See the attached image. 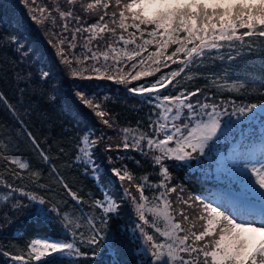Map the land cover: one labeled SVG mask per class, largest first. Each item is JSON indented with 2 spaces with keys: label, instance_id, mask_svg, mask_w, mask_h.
Instances as JSON below:
<instances>
[{
  "label": "snow or ice",
  "instance_id": "6c2138e0",
  "mask_svg": "<svg viewBox=\"0 0 264 264\" xmlns=\"http://www.w3.org/2000/svg\"><path fill=\"white\" fill-rule=\"evenodd\" d=\"M157 2L162 7L149 11ZM24 3L30 5L31 20L38 25L46 22L51 25L45 31L59 39L49 43L57 49L60 63L73 69L68 49L75 48L73 41L81 27L71 33V40L62 32L68 31L70 20L81 22L74 7L77 0H64L68 7H61L57 0H52L50 8L40 7L37 0H24ZM115 5L121 10L111 12L110 23L114 26L109 28L108 23L101 25L100 22L109 15L110 0L87 3L85 11L95 12L100 8L103 14L83 31L99 27L100 32L108 31L116 38L100 54L105 61L109 60L110 51L117 65L121 62L118 58L123 57L136 61L132 69L148 63L149 70L114 77L107 74L113 70L112 66L105 64L102 66L105 75L97 78L127 85L160 73L151 82L127 88L133 95L148 94L146 102L151 111L146 119H138L135 126L117 130V121L106 105L102 106L100 94L77 84L71 92L75 104L59 115L66 124L73 121L78 124L76 109L91 110L100 122L121 135L117 150H132L140 156V159L117 156L116 160L131 159L143 171L138 174L127 164H113L109 172L123 189L113 193L100 181L95 159V149L105 139L103 135L96 136L94 129H86L70 136L71 128H66L67 138L57 142L55 149L47 139L41 141L31 130L32 117L43 123L52 122L47 109L55 111L64 94L65 81L34 59V51L15 31L0 36V48L15 53L14 59L0 60V79L8 77L13 89L12 96L0 91V106L13 117L15 124L10 139L0 138V221L11 223L17 213L35 209L33 218L37 222L58 224L61 230L51 240L36 238L26 250L0 251V255L7 257L9 264H33V261L35 264H80V258L88 257L95 264L101 245L111 244L120 256L130 246L128 239L111 237L108 223L129 204L138 217L132 239L148 255L145 264H264V135L259 138L258 148L252 146L255 142L251 139H242L232 145L227 155L219 152L221 140L227 141L231 128L241 118L255 119L258 111L264 125V103L225 102L219 98L222 91H240L246 88V81L231 80L227 74L203 76L199 73L205 61L232 62L242 58L244 52L255 53L258 44L264 45V0H127L124 3L115 0ZM53 13L64 21L61 32L53 31L57 27V16ZM129 19L131 24L127 23ZM129 28L135 31L126 39L123 32ZM117 29L121 30L120 34ZM137 32L142 43H137ZM145 32L149 39L144 38ZM66 42L67 48L63 46ZM121 43L123 47L119 50L113 46ZM129 45L134 47L128 50ZM149 46L155 50L149 51ZM84 59L98 61L99 57L92 52ZM102 67L94 64L92 72L100 73ZM193 68L197 69L196 73L192 72ZM116 70L119 72V68ZM70 76L82 77V72L71 70ZM200 77L207 81L204 88L190 89L184 83ZM234 116L236 121L232 120ZM21 144L29 150V157L16 154ZM107 150L112 151L111 144ZM209 158L229 182L227 200L214 206L200 196L179 197L180 204L201 209L190 221L184 208H173L170 196L177 188L171 185L167 161L182 162L183 166L192 161L203 163ZM109 163H112L111 157ZM73 172L95 179L99 195L78 188ZM146 190L150 196L145 195ZM173 212L181 219L176 220ZM194 221L200 222V230H194ZM185 223L187 228L183 226ZM206 238L210 239L206 241ZM84 247L90 251H82Z\"/></svg>",
  "mask_w": 264,
  "mask_h": 264
},
{
  "label": "trees",
  "instance_id": "16d2710c",
  "mask_svg": "<svg viewBox=\"0 0 264 264\" xmlns=\"http://www.w3.org/2000/svg\"><path fill=\"white\" fill-rule=\"evenodd\" d=\"M77 1H81V5L76 3L74 7L77 14L81 17V22L80 24H77L74 20H70L68 22V31H66L67 35H70L68 36V39L71 40V33L75 31L76 27H81V32L76 33V39L73 41L77 49L82 47V51L85 52V50H87V52H89V49L98 51L99 49L107 48L106 45L108 43H112L113 40L116 39L110 32H100L99 27L96 30L89 29V31H83L84 28H87L90 24L95 23L99 19V15L103 14V9L98 8L95 12L85 11L87 3L94 2V0ZM110 4L111 7L108 10L109 15L105 16L104 21L100 22L101 25L108 23L109 28L114 26L110 23L111 12L116 11L118 13L120 10V8L115 5V0H110ZM20 15L25 18H20ZM26 16L27 11L25 8H22L18 0H0V36H6L7 34L15 31L19 36L24 38L28 46L34 51L36 54L34 59H38L41 64L46 65L49 69H52L56 76L58 75V72L60 75L63 73L62 80L65 81L64 94L61 96L58 104L56 105L55 111H52L51 108L47 109L53 117L52 122L43 123L40 119H37L36 116H33L31 120V130L40 138L41 141L47 139L48 142L52 144L54 149L57 142L67 138L64 135L66 128H71V132L69 133L70 136H76L86 129H94L96 136L103 135L105 139L95 149V159L96 163L99 165L100 181L104 183L111 192H122L123 189L119 187L118 181H114L110 177L111 173L109 172V169L113 166V164L116 166L127 164L129 169L134 170L138 174L142 173L143 170L138 169L134 164V161L131 159L116 160L117 156H129L140 159L139 154L132 150H128L127 152H125L122 148L117 150L116 145L122 140V137L118 134L117 130L123 127L135 126L138 119H146L148 113L151 111V106L146 102L148 94H145L144 97H139V95L129 93L127 88L141 83L151 82L155 80L160 73H156L155 76L152 77H144L140 81H132L129 83L130 85L117 84L114 80L97 78L98 76L105 75V73H101L103 71L100 73H94L85 70L83 73V70H80L79 68H77V70L82 72V77L73 78L69 76L66 78L67 75H70L69 68L64 71H60L61 63L60 58L56 54L57 49L49 43V40L56 42L59 38H57V36H53L51 32L45 31V28L51 27V25L47 22L44 25H38L35 21L31 20L30 17L27 18L28 16ZM61 21L62 20H60V22ZM21 27H23L22 32L18 30ZM141 27L143 30L144 26ZM53 31L61 32L62 25L57 26ZM132 31L135 30L129 28L127 32L123 33H125V35H129ZM120 32L121 30L117 31L118 34H120ZM137 34H139V32H137ZM93 36H95V39H92ZM144 38H150L147 36L146 32ZM106 42L107 44H105ZM140 43H142V40ZM63 46L67 48V43ZM116 48L119 50L118 47ZM68 50L71 51L70 49ZM153 50H155L154 46H149V51ZM171 50L172 49L170 48L169 52H171ZM145 55H147V53H145ZM112 56L113 53L110 52L108 61H111L113 64L116 63V61L112 59ZM5 57L14 59L15 53L11 49L0 48V60L5 59ZM120 58L121 57L118 59ZM99 60H101V66H104L105 64L111 65L110 63L105 62L103 56H100ZM4 67H7V65L5 64ZM21 67H24V65H21ZM153 67H155V65H153ZM175 67L176 65H171V68ZM142 68H144V70H149L148 63L142 65ZM102 69L104 70V68ZM72 70H74V68ZM133 71L135 72L134 69L129 72L132 73ZM162 71L167 72L169 69H162ZM113 72H115L113 75L114 77L129 73L128 71L117 72L112 70L111 73ZM192 72L196 73L197 69L193 68ZM199 73H202L203 76H213L215 74L224 76L227 74L231 80L246 81V88L241 89L240 91L223 90L219 95V98L225 102L235 100L237 105H249L252 103L260 105L264 103V45L258 44L255 53L244 52L242 53V58L238 57L232 62H228L226 60L221 61L219 59L215 60V62L205 61V63L200 66ZM88 77L92 78L89 79ZM184 83L187 84L190 89H194L195 87L204 88L207 81L200 77L190 82L184 81ZM77 84L86 86L87 90L100 94V102L103 103V106L106 105V110L109 111V113L117 121V130L104 125L100 122L99 118L91 112V110L84 107L76 109L79 114L78 124L76 121H73L71 124H66L64 122L59 114L62 111L66 112L69 106L75 104V99H72L74 97L71 96V92ZM0 91H4L9 96H12L13 89L8 77L0 79ZM212 91H215V89H212ZM224 119H227V117H224ZM236 119L237 117H232L233 121H236ZM98 124H100V127L97 128ZM263 130L264 125L261 124V117L256 120H244L241 118V122L231 128L227 141L223 139L221 140L219 151L230 148L231 142L235 139H239L240 141L242 139H251L256 143L259 138H255L260 136ZM14 131L15 124L13 117L2 106H0V138L4 140L10 139V133ZM250 132H252V134ZM255 134L256 136H254ZM109 137H111V139H108ZM108 144L112 145V151L107 150ZM21 153H23L24 157L30 156L29 150L23 144L20 146V152L16 154L20 155ZM109 157L112 158V163H109ZM167 163L170 165V172L172 176L171 185H175L178 191L176 193H172L170 196V199L174 202L173 208H184L185 212L189 214L190 221H192L193 218L199 214L201 209L195 205L192 208H188L187 205L180 204L179 197L182 196L186 199L189 196H200L205 199L206 202H209L207 200V194L209 191H206L207 183L221 182L230 186L226 178L223 179V181L217 178V172L215 171L216 165L212 162L211 158L203 163L192 161L188 164H183V166H181L182 162L167 161ZM72 175L77 181L78 188H82L85 193H94L99 195L96 187V180L90 175L84 176L79 172H73ZM219 176L221 177V175ZM112 181L114 183H112ZM181 189L183 190L182 192ZM132 191L135 194V189H132ZM145 195L150 196L151 193L146 190ZM209 200H212L215 206L214 199ZM120 211L121 214L118 217H114L108 223L109 234L113 238L122 239L127 237L130 246L125 248L122 255L117 256L111 244L101 245L98 255L94 258L95 264H145V262L149 259L148 255L142 251L143 246L139 244L138 241L132 239V230L135 227V222H138V217L131 205H124ZM34 212L35 209H26L25 211L17 213L14 217H12L11 223L0 221V224L3 225L0 227V251L11 253L26 250V246L38 236L53 239L61 234L58 224L37 222L33 218ZM173 215L176 217V220L181 219V217L176 215L175 212H173ZM194 222H196V229L194 230H200V222ZM136 234L138 235V233ZM183 234L184 233H180V235ZM207 240L208 238H206V241ZM82 251H90V249L84 247L82 248ZM0 264H9L8 258L0 255ZM33 264H35V261H33ZM80 264H93V258H80Z\"/></svg>",
  "mask_w": 264,
  "mask_h": 264
},
{
  "label": "rangeland",
  "instance_id": "374dc122",
  "mask_svg": "<svg viewBox=\"0 0 264 264\" xmlns=\"http://www.w3.org/2000/svg\"><path fill=\"white\" fill-rule=\"evenodd\" d=\"M18 2L21 4V6H22V8H25L26 9V11H27V18H29L30 17V12H29V6H26L25 5V3H24V0H18ZM57 2L58 3H60L61 4V7H68L65 3H64V1H61V0H57ZM124 2H127V0H122V3H124ZM37 4L40 6V7H51L52 6V0H37ZM77 4H80L81 5V1H77ZM162 6L159 4V2H157L155 5H153V6H151L150 8H149V11H156L158 8H161ZM121 10V9H120ZM37 15H39V12H38V10H37V13H36ZM19 15V14H18ZM53 15H56L57 16V26H60V25H62L63 26V24H64V21H61L60 22V20H59V17H58V14L57 13H53ZM20 18H25L24 16H22V15H20ZM127 23H129V24H131V20L129 19L128 21H127ZM17 26V25H16ZM23 27H21V28H19L18 30H20L21 32L23 31V29H22ZM117 31H119V30H117ZM62 34L64 35V36H70V35H67V32H62ZM123 35L125 36V38L126 39H128V38H131L129 35H125V33H123ZM139 36H140V33L139 34H137V36H136V40H137V43H140L141 42V40L139 39ZM57 38H59V37H57ZM67 43V42H66ZM105 44H107V42L105 43ZM107 46V45H106ZM113 46H115V47H118L119 49L121 48V47H123V45H122V43L121 44H115V45H113ZM134 47V45H130V46H127V48H128V50H131L132 48ZM79 48V47H78ZM71 51H69L68 50V52H69V55H70V58L73 60V68H74V70H77V68H79L80 70H83V73H84V71L86 70V71H90V72H92V66L95 64L96 66H101L100 65V61L101 60H99V61H96V60H92V59H87V60H85L84 58H82V57H85V56H91V54H92V52H95L96 54H97V56L98 57H100V56H102V55H100L102 52H104V51H106L107 50V48H103V49H99L98 51H94V50H92L91 49V51H89V52H87V50H85V52L84 51H82V47L81 48H79V49H77L76 47L75 48H73V49H70ZM109 54H110V51H109ZM76 58H77V60H79V61H81V63H79V64H77L76 63ZM81 59H83V60H81ZM120 64L119 65H117L116 63H111V61H105L106 63H110L111 65L110 66H112V68H113V70H115V71H117L116 69L117 68H119V71L120 72H123V71H130V70H132V68H131V65L133 64V63H136V61L134 60V61H127L126 60V58H123V57H121L120 58ZM102 67V66H101ZM103 68V67H102ZM65 69H68V67L66 66V65H64V64H61L60 65V71H64ZM72 69H69V74H70V71H71ZM122 70V71H121ZM135 72L136 71H143L144 70V68H142V66L141 65H138L135 69ZM101 71H103V72H101V73H105V71L102 69ZM135 72L133 71L131 74H135ZM109 74H112V75H114L115 74V72H113V73H111V72H109ZM126 74H128V73H126ZM70 75H67V77L66 78H68ZM57 78L58 79H61L62 80V78H63V73L60 75V73L58 72V75H57ZM127 85H130V84H127ZM66 88V87H65ZM140 97V96H139ZM72 99H75V98H72ZM74 102V101H73ZM102 106H103V103H102ZM92 112V111H91ZM260 117V114H259V112L257 111V115H256V118L255 119H253V120H256V119H258ZM98 127H100V124H98L97 125V128ZM259 129V128H258ZM251 134H252V132H250ZM254 136H256V134L254 135ZM254 136H250V137H254ZM240 137V136H239ZM219 152H222V151H219ZM215 171L217 172V178L218 179H220L221 181H223V175L221 174V173H219L218 171H217V168L215 169ZM219 175H221V177L219 176ZM111 177V179H113L114 181H117V180H115L112 176H110ZM112 183H114L113 181H112ZM127 183V182H126ZM216 183H221V182H216ZM223 184V183H222ZM178 192V191H177ZM210 194H213L212 193V190H209V195ZM222 194H224V193H222ZM225 195V194H224ZM211 196H208L207 198V200L209 201V202H213L212 200H209V199H211L210 198ZM213 198H214V195H213ZM227 200V195L226 196H223V197H220V198H215V201L216 202H225ZM174 206H176V205H174ZM185 228H187L188 227V224H184L183 225ZM257 238H259V237H257ZM50 240V239H49ZM208 240H209V238H208Z\"/></svg>",
  "mask_w": 264,
  "mask_h": 264
}]
</instances>
